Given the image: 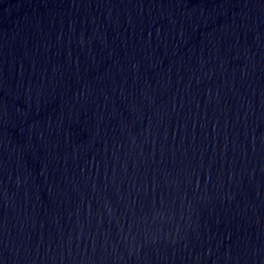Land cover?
Returning <instances> with one entry per match:
<instances>
[{"label":"water","instance_id":"water-1","mask_svg":"<svg viewBox=\"0 0 264 264\" xmlns=\"http://www.w3.org/2000/svg\"><path fill=\"white\" fill-rule=\"evenodd\" d=\"M0 264H264V0H0Z\"/></svg>","mask_w":264,"mask_h":264}]
</instances>
